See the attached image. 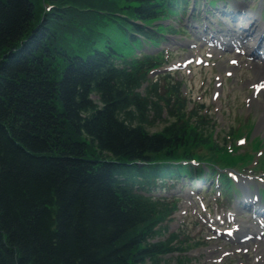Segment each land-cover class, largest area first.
I'll return each instance as SVG.
<instances>
[{
    "label": "trees",
    "instance_id": "1",
    "mask_svg": "<svg viewBox=\"0 0 264 264\" xmlns=\"http://www.w3.org/2000/svg\"><path fill=\"white\" fill-rule=\"evenodd\" d=\"M162 2L179 0H0V264H162L176 249L149 241L166 205L116 173L187 157L210 131L176 96L151 132L140 64L115 67L104 29Z\"/></svg>",
    "mask_w": 264,
    "mask_h": 264
},
{
    "label": "rangeland",
    "instance_id": "2",
    "mask_svg": "<svg viewBox=\"0 0 264 264\" xmlns=\"http://www.w3.org/2000/svg\"><path fill=\"white\" fill-rule=\"evenodd\" d=\"M230 1L231 3L237 2V0ZM204 2L205 1L203 0L200 4H204ZM244 2L255 12H258L259 4H264V0H244ZM213 11L216 14H221L219 11H216V9H213ZM197 12L200 14V16H203L204 13H206L204 5H201L199 8H197ZM214 20L217 19L214 18ZM244 24L246 23L244 22ZM169 44L175 47L172 54H174L175 51H178L174 54L172 61L180 60L181 58L187 56L188 53L181 51L183 50L181 47L176 49L175 43ZM230 57L236 58L237 63L234 65H229L228 59ZM248 58L249 57L247 54H236L234 51L221 52L218 56H216L214 62L207 67L196 66L190 73L183 71L180 73L175 72L174 74L179 75V79L182 78L186 80L190 95L197 99L199 103L203 102L205 107L210 109L209 112L216 119L219 125L218 128H222L225 132L228 130L230 125H236L239 122L240 126L242 127V125L245 123V119L248 120L247 122L252 120L255 123L252 130L253 136L262 137L264 142V124L260 121L261 115L263 113L260 104L264 103V93L260 94L255 99L253 104H249L250 102H248V99L252 97V89L250 88V85L254 80V67L251 65L252 61ZM227 70L232 72V75L229 77L225 76V72ZM217 76H221L222 81L218 79ZM218 81H221L219 87L215 85V83ZM145 85L142 87V89H144ZM215 90H218L217 94L219 93V96L215 97ZM159 124L160 123H156L152 127V130L160 128L161 125ZM239 151H244V149L240 148ZM261 151V155H263L264 146ZM254 155L256 157L260 156L258 151H256ZM252 166L253 164H250L240 170L245 177L239 176V183L249 179L250 181H247V183L252 182L256 186H263V181L259 177L251 178V176L246 175L254 173L258 176H261V174H259V172L256 171ZM254 170L257 173L254 172ZM186 193L187 191H185L183 194ZM201 194L203 195V193ZM206 195L210 207H215L216 205L214 199L217 198V194L210 192L206 193ZM221 202L226 203L224 200ZM188 203V198H184L180 202L179 211L173 215V219L170 222L168 221L167 224L169 226V231L183 229L185 230V233L190 238H192L191 241L200 242V244L192 246L187 251V254L194 257L193 264H252L254 262L255 252L253 251L252 247L246 253L243 251L244 249H236L235 247L238 246L235 245V247H233V252H231L227 249L229 244L226 243L225 239L210 238L212 233L210 232L206 222H204V216L198 215L195 212L196 208L192 204L188 208ZM222 252L228 254L223 256L221 258V262L219 263L216 261V259L220 257ZM230 253L235 254L232 255Z\"/></svg>",
    "mask_w": 264,
    "mask_h": 264
},
{
    "label": "bare ground",
    "instance_id": "3",
    "mask_svg": "<svg viewBox=\"0 0 264 264\" xmlns=\"http://www.w3.org/2000/svg\"><path fill=\"white\" fill-rule=\"evenodd\" d=\"M253 66H254V76H255L254 78H256L257 80L264 79V63L261 64V63L255 62L253 64ZM257 80H255L254 82H256ZM260 107L262 108V111H263L261 118H260V121H261V123L264 124V103H261ZM242 226L245 227L244 224H242ZM260 253L262 254V256L264 255L263 252H260Z\"/></svg>",
    "mask_w": 264,
    "mask_h": 264
},
{
    "label": "snow or ice",
    "instance_id": "4",
    "mask_svg": "<svg viewBox=\"0 0 264 264\" xmlns=\"http://www.w3.org/2000/svg\"><path fill=\"white\" fill-rule=\"evenodd\" d=\"M261 87H264V85H261ZM241 143H243V141H241Z\"/></svg>",
    "mask_w": 264,
    "mask_h": 264
}]
</instances>
